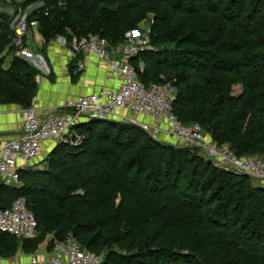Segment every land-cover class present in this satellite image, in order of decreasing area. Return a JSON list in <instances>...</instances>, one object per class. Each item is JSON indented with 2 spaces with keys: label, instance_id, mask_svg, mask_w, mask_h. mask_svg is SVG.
Returning a JSON list of instances; mask_svg holds the SVG:
<instances>
[{
  "label": "trees",
  "instance_id": "16d2710c",
  "mask_svg": "<svg viewBox=\"0 0 264 264\" xmlns=\"http://www.w3.org/2000/svg\"><path fill=\"white\" fill-rule=\"evenodd\" d=\"M19 4L37 6L33 15L43 46L58 36L70 43L72 38L98 35L115 49L130 29L152 15L151 43L157 49L152 46L130 60L139 80L146 86L171 83L178 120L199 124L210 140L228 145L239 158L264 154V52H251L264 48V41L252 36L263 0H251L248 10L247 0ZM175 15L181 19L173 23ZM9 18L0 15V104L25 109L37 91V71L16 57L3 68V56L13 54ZM249 24L257 27L249 30ZM240 68H249V73ZM227 75L230 82L252 81L250 93L231 97ZM76 129L85 135L79 149L54 146L45 169L19 171L20 188L0 182V209L24 197L39 233L33 240L0 233V253L13 256L19 248L33 253L47 235L54 240L70 235L81 248L102 256L101 264H191L189 253L199 259L192 264H215L219 257L230 262L235 256L240 264H264L260 222L253 218L250 224L257 223L250 227L237 215L242 199H254L264 215L263 186L192 153L196 149L153 141L135 125L91 120ZM210 190L220 196L215 208L206 207L213 202L205 197ZM173 202L176 209L169 206ZM240 213L248 220L253 216L247 205ZM152 225L158 228L150 234Z\"/></svg>",
  "mask_w": 264,
  "mask_h": 264
},
{
  "label": "built area",
  "instance_id": "2783aa9c",
  "mask_svg": "<svg viewBox=\"0 0 264 264\" xmlns=\"http://www.w3.org/2000/svg\"><path fill=\"white\" fill-rule=\"evenodd\" d=\"M1 1L8 5L14 1L23 2ZM11 14L15 19L10 24L13 53L42 72H47L45 58L28 51V45L24 43V37L35 30L37 23H27L25 16L19 21V14ZM150 31L148 29L147 36L141 40L127 42L115 49H111L108 42L98 35L74 38L70 43L65 40L59 42L69 60L75 62L78 71L84 70L83 57H95L118 79V87L114 90L100 87L86 96H79L66 103L64 112L40 115L33 106L24 110L21 134L15 139L0 141V182L20 188L19 171L31 167L32 162L44 157V143L53 147L66 145L79 149L85 141V135L76 127L82 122L114 121L149 131L147 125L129 120L121 114L124 111L133 116L147 117L153 123L162 125L180 144L200 151L217 167L246 175L264 184L262 159L239 158L228 145L210 140L199 124L185 125L178 120L173 112L175 92L171 83L146 86L139 80L130 60L152 49L148 38ZM0 233L19 240L36 238L37 222L24 197L16 198L6 209H0ZM102 260V256L81 248L69 235L62 240H54L45 254L35 252L29 255L24 264H101Z\"/></svg>",
  "mask_w": 264,
  "mask_h": 264
},
{
  "label": "rangeland",
  "instance_id": "374dc122",
  "mask_svg": "<svg viewBox=\"0 0 264 264\" xmlns=\"http://www.w3.org/2000/svg\"><path fill=\"white\" fill-rule=\"evenodd\" d=\"M250 2H251V0H247V8H246V10H248V8H249V5H250ZM14 3H20L19 1H17V2H15L14 1ZM12 4V5H8V4H6V3H4V2H0V15H4V16H9L10 18V24H13V22H14V17H12V12L13 13H16V14H19V18L20 19H18L19 21L20 20H22V18L25 16L26 18H25V21L28 23V22H30V21H34V22H36L37 23V25H36V28H35V30H33L32 32L30 31L29 33H27L26 34V36L24 37V43L26 44V45H28V51H31V53H33V54H38V55H40L41 57H45V55H46V50H47V48L50 46V45H52L53 43H57L62 49H64L62 46H61V44L59 43L61 40H65V38L64 37H62V36H58V37H56L54 40H52V41H50V43H48L46 46H43L42 45V40H41V44H40V46H38L36 43L37 42H35V38H37V37H39L40 38V35H39V31H38V28H39V22H38V20L35 18V16L33 15V12L34 11H36L38 8H37V6H34V5H32V4H29V5H26V6H20L21 4H19V6L17 7L16 6V4ZM154 3H156V2H154ZM159 7H161V2H159ZM246 12V11H245ZM258 14H256V16H257V20L260 22V23H258L257 22V26L258 27H260V28H258L257 26H254L253 27V25H250L249 24V30L250 29H254L255 27H257V28H255L254 29V33H252L253 35V37H257V39L258 40H263L264 41V0H263V4H261L260 6H259V9H258ZM9 13H10V15H9ZM234 13H236L235 12V10H234ZM243 14L244 13H242V15H240L241 17L243 16ZM246 14V13H245ZM180 19L181 18H179V16H174L173 17V19H171V21H173V23H176V22H178V21H180ZM241 22V21H240ZM229 23H231V22H229ZM245 23V25H248V24H246V21L244 22ZM153 25V16L152 15H150V14H148V15H146V18L145 19H143L139 24H138V26L136 27V28H132V29H130L126 34H125V36H124V40H123V42L120 44V45H122V44H125V43H127V42H130V41H137V40H141L143 37H145V36H147V31H148V29H150L151 30V26ZM233 25V24H232ZM11 26V25H10ZM244 26V25H243ZM244 28V27H243ZM10 29H11V27H10ZM259 29V30H258ZM228 30L229 31H231V28H230V26L228 27ZM257 31V32H256ZM239 36H238V38H240V36H241V32H239ZM151 36H152V31H150L149 32V36H148V38H149V44H150V46L152 47V46H154V48L155 49H157V46H156V43H154L155 45H152V43H151ZM41 39V38H40ZM72 39H74V38H72ZM66 42H67V40H65ZM166 44H163L162 46L164 47ZM167 46H169V47H174V44H167ZM161 47V46H160ZM252 53H263L264 52V48L263 49H261V50H252L251 51ZM18 58V59H20V60H23V61H25L24 59H22L21 57H19L18 55H15V53H13L11 56H7V55H4L3 56V61H4V63H3V68L4 69H7L8 67H9V65H10V63H11V59L12 58ZM138 66L140 67V68H142L143 67V64L142 63H139L138 64ZM32 67H34V69L37 71V75H40V73H44V72H42V70H40L38 67H36V66H33L32 65ZM241 69V68H240ZM241 72H244V73H249V68H242L241 70H240ZM45 74V73H44ZM191 75H193V76H195L194 74H191ZM225 80H226V82H230L231 80H232V76L231 75H227L225 78H224ZM194 81V82H193ZM190 82H192V83H194L195 85H197V81H195L194 79L193 80H190ZM252 82V81H251ZM251 82L250 81H246V84L244 83V82H235V81H233V82H230V84H229V88H228V94L231 96V97H238V96H240V95H242V94H246V95H248L250 92L248 91V90H252V88H251V86H250V84H251ZM257 91V90H256ZM175 92V91H174ZM30 106H32V103H31V105ZM20 107V106H19ZM21 109L23 110V112H24V110H26L27 108H22L21 107ZM124 116H126L129 120L131 119V120H134V121H137V122H140V123H143L144 125H147L148 126V128H149V131L148 132H146V131H144V132H146L147 134H148V137L150 138V139H152L153 141H156V142H158V143H161V144H163V145H167V146H169V147H173V148H177V149H180V148H183V149H189V148H187V147H185V146H183L182 144H180L174 137H172L171 135H170V133L167 131V129L166 128H164L162 125H160V124H155V123H153L152 121H150L147 117H139V116H133V115H130V114H128V113H126V114H123ZM204 128H206V129H208V126L207 125H205L204 124ZM211 129H208V131H210ZM144 142V141H143ZM54 147H52V149H53ZM51 149V150H52ZM189 150H192L191 148L189 149ZM193 152L192 153H195V154H199V155H201V156H203V154L200 152V151H196V150H192ZM194 151H196V152H194ZM129 153H131V152H129ZM128 153V154H129ZM126 157L127 156H124L123 157V159L125 160L126 159ZM204 157V156H203ZM47 158H48V154H45L44 155V157L41 159V160H39V161H35V162H32L31 163V165H32V167H35V169H37V170H43V169H45L46 168V165H45V162H46V160H47ZM205 158V157H204ZM245 158H253V159H262L263 161H264V154L263 153H252V155H250V156H248V157H245ZM206 159V158H205ZM207 160V159H206ZM249 182L251 183V185H253V186H263L264 187V184H262V183H260V182H256V181H253L252 179H250L249 178ZM214 195H216L215 194V191L214 190H210L207 194H206V196L205 197H207L208 199H209V201L211 202V201H213V202H211L212 204H209L208 202H207V204H208V206H206V207H209V208H215V206H217L218 205V203H219V199H220V196H214ZM213 197V198H212ZM242 198V197H241ZM240 204V205H239ZM237 205H239V206H237ZM237 215H240V217H241V221H243V223L245 224H247V225H249L250 227L252 226V225H255L256 223L255 222H253V224L251 223L250 224V221L254 218V219H256L258 222H260V227L262 228V230H264V215L261 213V215H260V212H259V210H258V208H257V205L258 204H256V202H255V200L254 199H252V200H250V201H245L244 199H242V200H240V202L239 203H237ZM244 205V206H243ZM248 206V208H249V211L250 212H253V216H251V217H249V220L248 219H246V217L244 216V215H241V213H240V211H241V209H243V207H245V206ZM169 206H171V207H173L174 209H176L177 208V206H176V204L173 202L171 205H169ZM205 211V210H204ZM232 213L233 214V210H229V212L228 213ZM248 218V217H247ZM247 222H246V221ZM255 223V224H254ZM157 228H158V225H152L150 228H149V233L150 234H152V233H154L156 230H157ZM215 231H219L218 229H215ZM48 236H50V235H47L46 237H45V239H43L41 242H40V245H39V247L36 249V251H38L39 249H40V247L41 246H43V244L45 243V241H46V239L48 238ZM37 237H38V239H39V233H38V235H37ZM37 241H39V240H37ZM52 243H53V241H52V239H51V242L50 243H48V245H52ZM50 247V246H49ZM49 247L48 248H46V250H49ZM263 248H264V245L262 246ZM114 249L115 250H118V247H114ZM35 251V252H36ZM35 252H33V253H28V256L29 255H31V254H34ZM262 252V254L264 255V250L263 251H261ZM27 254V253H26ZM261 254V255H262ZM190 257H189V260H187V261H190V263L192 262V263H194V261H197V262H199V259L196 257V256H194V254L193 253H189L188 254ZM231 262V263H230ZM230 262L229 261H226V260H224V258H222V257H219V259L218 260H216V262H215V264H240L239 262H238V258L235 256V257H233L231 260H230ZM191 263V264H192Z\"/></svg>",
  "mask_w": 264,
  "mask_h": 264
},
{
  "label": "crops",
  "instance_id": "0c3cea01",
  "mask_svg": "<svg viewBox=\"0 0 264 264\" xmlns=\"http://www.w3.org/2000/svg\"><path fill=\"white\" fill-rule=\"evenodd\" d=\"M35 42L40 46L41 39L37 37ZM44 58L48 71L37 75V91L32 101L33 108L40 115L64 112L67 102L86 96L100 87L113 90L118 87V79L95 57H83L84 70L78 71L75 62L69 60L64 49L53 43L47 48ZM121 114L126 112L121 111ZM22 117L23 110L18 105L0 104V141L15 139L21 134ZM43 147L45 154H48L53 146L44 143ZM51 239L54 241L52 235L48 236L36 252L45 254ZM27 257L28 254L19 248L13 256L0 253V264H24Z\"/></svg>",
  "mask_w": 264,
  "mask_h": 264
}]
</instances>
